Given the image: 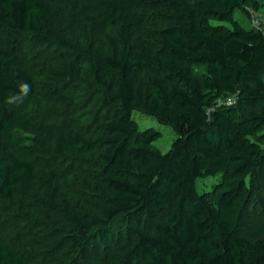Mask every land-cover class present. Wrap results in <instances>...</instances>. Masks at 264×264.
<instances>
[{"label": "trees", "instance_id": "1", "mask_svg": "<svg viewBox=\"0 0 264 264\" xmlns=\"http://www.w3.org/2000/svg\"><path fill=\"white\" fill-rule=\"evenodd\" d=\"M66 1L85 13L84 28H119L122 45L110 52L60 38L74 55L63 60L72 66L65 75L75 78L91 57L102 109L80 127L24 114L18 100L33 78L21 50L58 36L60 7L0 0L1 197L14 200L36 182L33 159L6 145L92 161L105 183L91 192L104 204L64 206L53 247L67 241L84 264H264V222L249 217L264 212V26L249 23L264 0ZM137 115L175 132L167 151ZM0 264H32L1 227Z\"/></svg>", "mask_w": 264, "mask_h": 264}, {"label": "rangeland", "instance_id": "2", "mask_svg": "<svg viewBox=\"0 0 264 264\" xmlns=\"http://www.w3.org/2000/svg\"><path fill=\"white\" fill-rule=\"evenodd\" d=\"M53 2L60 7L54 21L58 27V36H54L53 41L47 45L23 46L21 65L32 75L33 86L28 96L18 100V103L29 117L55 123L66 116L70 124L80 127L102 109L97 99L103 92L91 89L89 56H84L82 67L76 68L75 78L64 74V70L72 69L69 62H63L64 58L71 59L74 55L61 45L60 38L65 37L71 42L81 43L85 48H102L110 52L115 46L122 45L119 28H84L85 13L80 8L72 7L66 0ZM253 14L264 16L262 11H255ZM236 16L242 17V11H238ZM249 21L252 24L251 17ZM212 24L230 25L229 22L218 20H212ZM62 94L70 97L65 99ZM136 117L141 130L156 129L154 143L163 152L167 151L176 138L175 132L170 127L162 126L151 116ZM59 131L60 128L54 126L51 135L54 136ZM9 151H18L33 159L36 182L29 193L21 194L14 200L4 199L0 195V227L6 243L29 258L32 264H84L67 241L56 247L52 243L63 233L57 221L63 215L64 206L78 203L85 209H98L104 204L99 192H91L92 183H105L98 174L99 168L92 161L59 160L43 153H29L22 148L6 145L4 152ZM250 212L249 217L260 218L264 222V212L259 208L255 207Z\"/></svg>", "mask_w": 264, "mask_h": 264}, {"label": "built area", "instance_id": "3", "mask_svg": "<svg viewBox=\"0 0 264 264\" xmlns=\"http://www.w3.org/2000/svg\"><path fill=\"white\" fill-rule=\"evenodd\" d=\"M252 23L256 27H263L264 26V16L261 17L256 14H252ZM228 100L231 101L232 99H228Z\"/></svg>", "mask_w": 264, "mask_h": 264}]
</instances>
